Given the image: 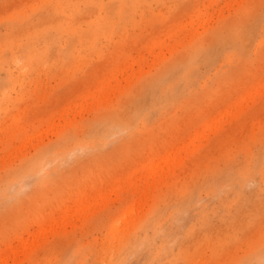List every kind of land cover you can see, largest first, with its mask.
Listing matches in <instances>:
<instances>
[{
  "label": "rangeland",
  "instance_id": "374dc122",
  "mask_svg": "<svg viewBox=\"0 0 264 264\" xmlns=\"http://www.w3.org/2000/svg\"><path fill=\"white\" fill-rule=\"evenodd\" d=\"M0 255L264 264V0H0Z\"/></svg>",
  "mask_w": 264,
  "mask_h": 264
},
{
  "label": "bare ground",
  "instance_id": "6f19581e",
  "mask_svg": "<svg viewBox=\"0 0 264 264\" xmlns=\"http://www.w3.org/2000/svg\"><path fill=\"white\" fill-rule=\"evenodd\" d=\"M113 10H114V9H113ZM115 10H116V9H115ZM164 77H165V76H164ZM163 81H164V80H163ZM175 81H176V79H175ZM160 83H161V81H160ZM162 83H163V82H162ZM164 83H165V82H164ZM170 86H171V85H170ZM162 91H163V88H162ZM164 91H165V90H164ZM166 92H167V91H166ZM164 93H165V92H164ZM161 95H162V94H161ZM113 123H114V122H113ZM111 124H112V122H111ZM121 124H122V123H121ZM116 125H117V124H115V126H116ZM115 126H113V127H114V129H115V131H116V127L119 126V125H117L116 127H115ZM106 127H107V126H106ZM113 127H107V129L105 130V133H107V134L110 133V128H113ZM121 128H122V127H121ZM102 130H103V129H102ZM111 131H112V130H111ZM102 133H103V132H102ZM110 134H111V133H110ZM112 134H113V133H112ZM108 135H109V134H108ZM102 136H103V135H102ZM106 137H109V136H106ZM175 139H176V138H175ZM165 150H166V149H165ZM168 150H169V149H168ZM169 152H170V151H169ZM173 153H174V151H173ZM153 155H155V153H154ZM153 155H151V157H152ZM151 157H150V158H151ZM155 157H157V156H155ZM159 157H161V156H159ZM159 157H158V158H159ZM166 157L169 158V157H171V156H170V155H169V156L166 155ZM152 159H153V158H152ZM152 159H151V160H152ZM159 159H160V158H159ZM147 160L150 161V159H148V158H147ZM155 160H157V159H155ZM167 160H168V159H166V163H168ZM163 161H165V160H163ZM154 162H156V161H154ZM154 162L152 161V163H151V161H150L151 164H154ZM158 162L160 163V162H162V161H159V160H158ZM156 163H157V162H156ZM159 163H158V165H159ZM162 163H163V165H164V162H162ZM146 165H147V164H146ZM160 165H161V163H160ZM160 165H159V166H160ZM151 166H152V167H151V169H149V170H152V171L156 170V168H157V169L159 168L158 170H156V171L159 172V170L161 169L159 166L157 167V164H154V165H151ZM153 166H154V167H153ZM137 167H138V166H137ZM137 167H136V168H137ZM145 167H146V166H145ZM161 167H162V165H161ZM146 168H147L146 170H148V167H146ZM133 169H134V168H133ZM140 169H141V168H140ZM140 169H139V170H140ZM134 170H136V169H134ZM139 170H138V171H139ZM146 170H145V171H146ZM149 170H148V171H149ZM131 171H132V170H131ZM131 171H130V174L132 175L133 173H132ZM141 171H142V169H141ZM141 171H139V173H140ZM152 171H150V172H151V173H150V176H151V174H152V175H153V174L155 175V172H152ZM135 172H136V171H135ZM135 172H134V173H135ZM160 172H161V171H160ZM141 173H143V172H141ZM141 173H140V174H141ZM147 173H148V172H147ZM147 173H146V175H147ZM156 174H159V173L156 172ZM136 175H137V174H136ZM142 175H144V174H142ZM146 175H145V177H146ZM132 176H133V175H132ZM134 176H135V175H134ZM142 177H144V176H142ZM153 177H154V176H153ZM120 178H121V177H120ZM98 185H99V184H98ZM92 186H93V185H92ZM96 186H97V185H96ZM91 188H92V189H95V188H96V189L93 190V191L90 190V191L93 192V193H94V191H95L94 194L99 193L100 191L103 192V190H104L103 187H100V188H102V190L98 189L99 192H97L96 190H97L98 186H97V187H94V188L91 187ZM104 188H105V187H104ZM91 192H90V194L92 195ZM101 192L99 193L100 195H101ZM99 194H98V196H97V194H96L95 196H97V198H99ZM85 195H87V194H85V193L83 192V196L80 197V195H79V198H83ZM88 195H89V194H88ZM101 196H102V195H101ZM89 197L91 198V196H89ZM79 198H77V199H78V202H80L79 204L81 205L82 202H83V206L85 205V206H84V207H85L84 210H85V209L88 210V208H86V203H85L86 200H87V198H85V202H84V199H81V200H83V201H79ZM94 199L96 200V197H94ZM91 200H93V199L91 198ZM95 200H93V201H95ZM76 201H77V200H76ZM93 201H92V202H93ZM78 202H76V203H77V204H76L75 201H74V203L76 204L75 207H76V206H79V205H78ZM90 202H91V201H89L88 203L90 204ZM92 202H91V203H92ZM83 206L81 205L82 208H80V206H79V207H78L79 209H78L77 207H76V208H77L78 210H81V211H82ZM87 207H88V205H87ZM71 210L73 211V209H70V211H71ZM84 210H83V211H84ZM59 211H62V210H59ZM59 211H57V212H59ZM72 211H71V213H72ZM85 211H86V210H85ZM62 212H63V211H62ZM68 212H69V210H68ZM63 213H64V212H63ZM63 213H61L62 215L58 214V215H60L59 218L62 217V218H63L62 220H63V221H66L64 217H66V219H67L68 216H67V215L65 216V214H63ZM83 213H84V212H82V214H83ZM52 215H55V214H52ZM52 215H51V217L49 216L50 220L53 222V223L51 224V221H50V226L52 225V226H51V229L56 231V228H57L58 225H59L57 221H59V220H58V219H57V221H55L56 219L53 220L55 217H53V219H52ZM58 215H57V216H58ZM63 215H64V216H63ZM74 215H75L74 212H73L72 215L70 214V216H74ZM83 215H84V214H83ZM83 215H82V216H83ZM55 216H56V215H55ZM42 217H43V216H42ZM43 218H44V217H43ZM56 218H57V217H56ZM69 218H70V217H69ZM72 218H73V217H72ZM41 220H42V219H41ZM44 220L46 221L47 219H44ZM62 220H61V222H60V221H59V222L62 223ZM70 220H72V219H69V222H70ZM38 221H40L39 218H38ZM45 221L43 222L42 225H40V229H39V228H38V229H39V230L43 229V231H44V229H45V233H43L42 230H41L40 232H42L44 235H45V234L47 235V232L49 231L47 228H49V225H45V226H44L45 228H44L43 225H44ZM47 221H48V220H47ZM67 221H68V220H67ZM35 222H37V221H35ZM54 222H57L56 225L58 224V225L56 226V228H54L55 226L53 227ZM46 224H47V222H46ZM48 224H49V223H48ZM62 224H63V223H62ZM68 224H69V223H68ZM65 225H66V224H65ZM41 226H42V228H41ZM46 226H48V227H46ZM38 227H39V226H38ZM52 227H53V228H52ZM46 229L48 230L47 232H46ZM51 229H50V230H51ZM39 230H38V231H39ZM52 230H51V231H52ZM51 231H50V232H51ZM55 231H54V232H55ZM35 232H37V231H35ZM50 232H49V233H50ZM42 233H41V236H42ZM33 234H34V233H33ZM38 234H39V233H38ZM36 235H37V233H36L34 236H36ZM32 236H33V235H32ZM37 236L40 237V234L37 235ZM17 237H21V234L18 235ZM39 237H36V238H39ZM42 237H43V236H42ZM15 238H16V237H15ZM18 239L20 240V238H18ZM19 240H18V241H19ZM21 240H22V239H21ZM21 240H20V241H21ZM23 241H24V240H22V242H23ZM27 241H28V240H26V241H24V242H27ZM33 241H34V240H33ZM22 242H21V244L23 245L24 243H22ZM19 243H20V242H19ZM27 243H28L29 246H28V245L25 246V247H24L25 249L22 248V250H24V252H26L25 250L27 249V247H28V250H29L34 242H32V244H30L31 242L28 241ZM159 244L161 245L162 243H159ZM25 245H26V243H25ZM30 245H31V246H30ZM7 246H8V245H7ZM19 246H21V245H19ZM23 246H24V245H23ZM5 247H6V246H5ZM8 247H9V246H8ZM8 247H7V248H8ZM10 247H11V246H10ZM21 247H22V246H21ZM29 247H30V248H29ZM12 248H13V247H12ZM18 248H20V247H18ZM32 248H33V247H32ZM163 248H165V247H163ZM10 249H11V248H10ZM14 249H16V248H14ZM20 249H21V248H20ZM152 249H153V248H152ZM8 250H9V249H8ZM22 250H19V249H18L17 252H18V251H19V252L21 251L20 253H22ZM1 251H2V250H1ZM5 251H6V249H5ZM5 251H4V252H5ZM11 251H12V250H11ZM15 251H16V250H15ZM15 251H14V252H15ZM14 252H12V254L10 253V254H11L10 256H12ZM17 252H15V255H16ZM19 252H18L17 254H19ZM6 253H7V252H6ZM15 255H13L12 257H14ZM0 256H1V255H0ZM10 256H9V258H10ZM17 256H18V255H17ZM163 256H164V255H163ZM163 256H162V257H163ZM151 257H152V255H151ZM157 257H159V256H157ZM1 258H2V257H1ZM1 258H0V259H1ZM6 259H7V258H6ZM4 260H5V259H4ZM118 260H119V259H118ZM122 260H123V259H122ZM151 260H152V259H151ZM152 263H153V262H152ZM153 264H154V263H153Z\"/></svg>",
  "mask_w": 264,
  "mask_h": 264
}]
</instances>
